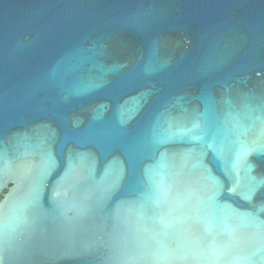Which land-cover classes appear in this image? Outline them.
<instances>
[{"label":"water","instance_id":"water-1","mask_svg":"<svg viewBox=\"0 0 264 264\" xmlns=\"http://www.w3.org/2000/svg\"><path fill=\"white\" fill-rule=\"evenodd\" d=\"M0 264H264V0H0Z\"/></svg>","mask_w":264,"mask_h":264}]
</instances>
